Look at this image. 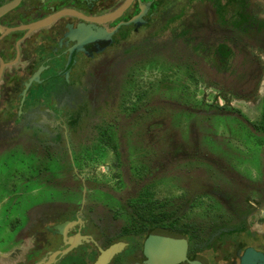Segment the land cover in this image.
Instances as JSON below:
<instances>
[{
	"label": "flooded vegetation",
	"instance_id": "obj_1",
	"mask_svg": "<svg viewBox=\"0 0 264 264\" xmlns=\"http://www.w3.org/2000/svg\"><path fill=\"white\" fill-rule=\"evenodd\" d=\"M167 32L175 54L189 52L183 59L175 58L172 50L148 55L146 43L168 38ZM259 50L264 51V0H0V152L10 146L42 152L44 163L62 167L61 172L56 169L57 179H75L81 185L78 201L48 203L33 213L19 233L16 228L22 217L10 214L15 222L7 230L11 237L0 240V264H98L103 252L113 246L120 249L105 264H264V97L257 99L260 116L252 121L230 106L231 98L223 94L224 89L211 85L225 101L222 106L206 104L205 95L197 101L196 92L190 94L198 118L208 115L206 120H197V124L205 121L197 131L208 124L214 130L216 121L225 127L231 122L227 128L247 132L252 140L245 141L259 153L253 161L241 156L224 161L213 155L208 160L206 184L192 183L181 189L172 183L178 195L163 200L155 197L153 185L161 181L172 185L171 181L154 174L164 162L178 160V156L171 154L172 147L161 153L154 146L157 153L151 158H159L155 167L136 143L118 142L122 137L116 126L128 113L130 119L126 120L138 117L140 121L146 109L150 114L144 118L159 123L155 114L159 103H150L154 92L150 96L141 92L138 99L146 102L137 104L125 96V81L117 91L106 80L107 70L116 66L114 60L128 51L132 56L138 54L132 60L130 82L142 63L157 61L179 72L173 76L165 72L156 83L159 91L166 79L176 78L183 82L178 92L184 94L187 80L198 85L204 81L203 72L207 78L213 69L212 77L235 72L244 86L254 89H248L251 94L264 74ZM124 76L130 79L128 74ZM213 109L216 113L211 115ZM142 123L145 125L144 119ZM147 127H151L148 122ZM64 130L67 134L61 135ZM69 132L72 139L85 142L77 146L82 148L77 154L68 152ZM152 135L159 137L157 129ZM124 145L132 147L134 157L141 160L134 174L125 170ZM58 147L57 154L51 153L50 149ZM102 149H109L119 159L123 189L81 176L85 156L101 157ZM18 161L22 175H15L13 183L26 185L27 178L37 174L34 161ZM243 164L252 165V173L240 171ZM42 168L48 171L44 165ZM148 168L151 170L144 174ZM65 188L67 195L74 192ZM144 191L156 203L134 202ZM156 229L184 237L187 247L180 259L169 262L165 251L146 249Z\"/></svg>",
	"mask_w": 264,
	"mask_h": 264
},
{
	"label": "rangeland",
	"instance_id": "obj_2",
	"mask_svg": "<svg viewBox=\"0 0 264 264\" xmlns=\"http://www.w3.org/2000/svg\"><path fill=\"white\" fill-rule=\"evenodd\" d=\"M165 35V37L168 38L163 39L161 37H157L155 39L149 40L146 43L149 50L148 52L150 53L148 55L153 54L154 57V55L158 52L170 53L172 50V55L180 60L189 54V52L185 50H182L185 53L184 56L175 54V47L174 44H171L172 41L170 39L171 33L167 32ZM161 40H164V42ZM157 41L162 43L157 44ZM146 44L143 47H146ZM145 50L146 49L142 50L141 54H143ZM259 52L258 54L260 55L262 61L261 63L264 65V51L259 50ZM137 55L132 56L130 53H128V51L123 52L121 57L114 60L113 63H115L116 66L111 67V70H107L108 76L106 80L108 82L107 85H111L113 89L116 87L117 91H119V86L125 81V83H123L124 88L127 85L125 88V96L127 97L129 95V98L138 102L137 104L146 102L145 98L138 99L141 97L139 96L141 92H149V96L151 92H154V95H151L152 101L150 103H159L157 111H155V114L158 113L157 115L160 119L159 123H154V120L150 119L152 117H149V120L144 118V116L148 117L150 114V109H146L145 113L147 114H145L143 118L140 119V121L138 117L135 121L126 120L130 119L129 113L128 115L124 116L120 115L123 117L121 118L123 121L116 124V126L118 129V136L120 134V137H122V139H119L118 142L122 140L123 142L127 141L128 143H136V146L139 149H142L144 152V155L142 156H144L145 159L150 157L149 159L150 161L154 162L153 165L155 167L159 164V158L157 155L151 158L152 155L157 153L154 150V146H156L161 151V153L164 152V150L167 151L168 147H172V153L171 151H169V153L178 156V160L164 162L165 166L162 165L161 169H159V171L154 174L157 178H164L165 180L171 181V184H175L178 188L186 189L192 185V183L196 184L197 186H201L208 182V166L210 165L208 164V160L213 155L222 156V160L224 161H231L235 158H239V156L242 157V160L249 159L253 161L254 155L258 154L259 152L257 149H254L253 146L248 145V142L245 141V139L251 141V136L249 137L247 132H240V130L237 129L230 131L227 127L233 125L231 122L227 124V127H225L219 121H216L213 122L214 130L212 126L208 124L207 128L203 130L199 128V131H197L198 128L196 129V127L203 125L205 122L204 121L197 124V120H206L208 115L202 114L203 117L198 118V115H196L195 112V101L190 96V94L192 95L193 92H196L195 99L197 101H200L205 95L206 104L215 102V104L222 106L225 104V101L218 97V91L212 88L211 85H214L221 91L224 89L223 94H226L231 98L230 106L232 108L241 110L243 114H245L250 120L255 121L258 120L260 116V109L256 106L257 99L259 97H264V74H262L260 77V86L256 87L255 91H253L251 94L248 93L250 92L248 91V86H244L242 77L237 76L235 72L233 74L226 73L224 75L219 73L218 76L212 77V74L214 75L215 73V70L213 69V72H208L207 78V73L203 72V75H205L204 81L200 80L198 85L193 82V79H190V81L187 80V92L184 94L178 92L179 90L181 91L183 82L176 78L172 81L166 79L164 85L160 86L161 90L159 91L156 83L158 79L162 77L163 74H165V72H170L172 76L174 74L178 75L179 72H176L177 70L175 68H166V66L164 68L163 65L157 61L151 63L145 62L140 65L141 70L133 75L132 82H130L135 65L132 60H134ZM172 55L169 56V59L173 58ZM153 57H148V59ZM126 74L130 76V79L124 76ZM208 79H212V81L209 82ZM124 88H121L120 90H124ZM175 90L177 92H174ZM158 91L162 94L157 95L156 92L159 93ZM165 93L168 94L164 95ZM256 96L258 97L256 98ZM185 107H187V109ZM115 108H117V106H115ZM214 113H216V109H213L210 112L211 115ZM206 114H208V109L206 110ZM166 117L167 119L164 122V118ZM143 119L145 120V125L142 123ZM69 120H71V114L69 116ZM116 120L117 119H115L114 122ZM147 122L148 124H151L150 128L147 127ZM243 126L248 128L244 124ZM156 129L157 133H159V137L155 138L153 137L152 133ZM51 130V127H49L47 131L50 132ZM202 131L204 132L202 133ZM52 134L53 136L55 135L53 132ZM63 134H67L65 133V130L64 133H61V135ZM71 135L72 133L69 134L70 140L68 141H70V146L68 152L77 154L82 149L78 147H81L80 145L82 143L85 144V142L80 140L82 139L80 137H78L80 138L78 141L74 138L72 139ZM143 136H145L144 139ZM112 139L114 142H117V138L113 133ZM129 145H124L122 148L125 153L124 159L128 160L125 163L127 165L125 170L128 173L134 174V172L139 169L141 160L138 159L139 156L134 157V149L129 147ZM176 146L181 148L177 150L175 149ZM197 146H200L199 150H197ZM58 150L59 147L57 150L50 149L51 153L54 151L56 154L58 153ZM93 154L95 153H88L89 156ZM164 154L167 153L165 152ZM100 155L101 157L93 158L85 156L82 165L83 167L80 168L81 176L84 179L101 184L103 186H111L113 188L123 189L122 177L120 176L121 168L118 166L119 159L117 156H115L109 149H102ZM19 158L28 160L30 162L34 161L37 174H35V178L32 177L33 179L28 177L27 182L29 183L26 185L16 186L13 183V180H15L13 177L15 175H22V171H18ZM45 159L46 156H44L42 152L37 151L35 153L32 150L29 152V150L23 149L22 146L15 148L11 146L5 147L0 152V240L11 237L10 234L7 233V230L9 223H14L15 220L11 219L10 214L15 213L22 217L20 221V224L22 223L21 226L16 228L19 233L31 221L33 213L37 211V213H39L42 207L48 203L72 202L79 199L80 193L78 192V189L81 185L77 184V180L70 179L67 181H61L57 179L56 169H59L61 172L62 167L51 161L44 163ZM42 165H44L48 171L43 170ZM62 166L63 168L66 167V165ZM238 168H240V171L243 173H252L253 170L252 165L246 164H243ZM150 170V168L146 169L144 174H147ZM151 181L152 180L149 182ZM173 184L170 185L169 182L162 183V181L158 184L154 183L152 189H154L155 197L157 199L166 200L177 196L179 190L174 187ZM77 186L78 188H76ZM37 187L42 189L37 190L36 193L27 192ZM65 187H69L68 191L73 189L74 192L67 195V188ZM146 191H149L148 188ZM118 201L120 200L115 202L119 203ZM15 233L16 232L12 233V235L18 236V234Z\"/></svg>",
	"mask_w": 264,
	"mask_h": 264
},
{
	"label": "water",
	"instance_id": "obj_3",
	"mask_svg": "<svg viewBox=\"0 0 264 264\" xmlns=\"http://www.w3.org/2000/svg\"><path fill=\"white\" fill-rule=\"evenodd\" d=\"M113 18V16H109L108 19ZM70 223L65 224L64 226H60L59 228L62 230L67 227ZM163 239V240H162ZM163 243L162 247L159 245ZM146 249L152 251L163 250L165 251V260L169 262L176 261L180 259V256L186 251V240L179 234L172 233L166 230L156 229L154 230L147 242ZM120 248L118 246H113L107 251L103 252L98 264H105Z\"/></svg>",
	"mask_w": 264,
	"mask_h": 264
},
{
	"label": "trees",
	"instance_id": "obj_4",
	"mask_svg": "<svg viewBox=\"0 0 264 264\" xmlns=\"http://www.w3.org/2000/svg\"><path fill=\"white\" fill-rule=\"evenodd\" d=\"M145 193H146V191H144L143 193H141L139 195V198L137 200H135L134 202H138V203H142V202H144V203L145 202L156 203V201L152 199L151 194L149 195V194L146 193L147 198L145 199V197H144L145 196ZM142 195H143V198H142Z\"/></svg>",
	"mask_w": 264,
	"mask_h": 264
}]
</instances>
